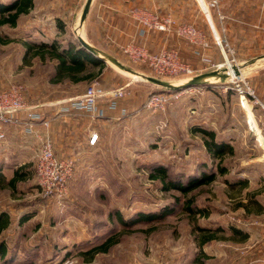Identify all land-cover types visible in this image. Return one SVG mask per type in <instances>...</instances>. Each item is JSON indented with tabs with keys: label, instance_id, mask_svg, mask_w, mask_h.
<instances>
[{
	"label": "rangeland",
	"instance_id": "obj_1",
	"mask_svg": "<svg viewBox=\"0 0 264 264\" xmlns=\"http://www.w3.org/2000/svg\"><path fill=\"white\" fill-rule=\"evenodd\" d=\"M56 1L36 0L34 9L20 17L17 27L3 28L14 41L0 45V90L21 83L28 99L36 102L44 100V92H80V86L70 83L44 85L46 78L50 79L52 62L36 57L23 60L22 39H44V33L53 34L52 26L44 23V7L62 15L53 5ZM85 1L81 0L79 7ZM161 5L178 20L192 23L206 33L209 62L200 59L190 63L195 75L217 69L226 59L233 66L249 60L252 63L240 66L237 77L225 82L214 77L207 86L181 90L177 98H170L155 110L146 109L141 100L146 101L154 93L172 92L124 72L127 92L134 95L135 102L133 112L126 115H133L127 126H117L112 131V147L107 153L98 156L85 147H54L58 156H64L60 159L75 160L65 199L59 201L41 194L35 173L38 152L25 162L26 180L17 183L14 190L0 187V211L9 216L8 227L0 233V241L7 246V260L0 259V264H264V130L259 104L264 105V0H218L217 7H209L215 28L226 44L224 55L199 0H162ZM65 10L70 8L66 6ZM69 13L67 36L76 38L79 28ZM80 30L85 38L86 26ZM167 39L170 43H187L173 34H168ZM118 56L136 71L164 81L180 84L189 79L156 76L130 63L124 55ZM193 124L214 129L219 139L234 148V153L222 161L228 173L217 174L213 182L193 192L196 204L209 211L207 218H199V224L221 228L215 232L217 238L198 245V234L191 233L182 212L123 228L115 218L116 211L127 217L138 209L157 208L171 201L172 195H180L159 191L148 178L151 163H166L171 173L192 172L203 162L212 165L201 136L190 132ZM12 153L0 155L6 179L18 164L9 157ZM216 163L217 159L214 168ZM29 214L32 216L27 221L19 223L23 215ZM230 225L248 231L249 236L244 239L242 234L233 233ZM109 236L117 242L107 252L92 258L82 254Z\"/></svg>",
	"mask_w": 264,
	"mask_h": 264
},
{
	"label": "trees",
	"instance_id": "obj_2",
	"mask_svg": "<svg viewBox=\"0 0 264 264\" xmlns=\"http://www.w3.org/2000/svg\"><path fill=\"white\" fill-rule=\"evenodd\" d=\"M35 2L36 0L0 1V45H8L14 41L8 34L4 33L3 28L5 26L10 28L17 27L20 17L29 14L34 9ZM55 28L56 33L49 36L44 33V39H22L20 44L24 50L23 60L27 61L29 58L36 57L41 61L52 62L51 82L53 83L63 79H68L72 83H81L97 77L96 75L100 74L106 66L105 62L81 47L77 38L72 37L70 34L63 38L62 35L66 33V24L60 18L55 19ZM207 85H200V87ZM164 90L169 93H175L183 89ZM24 95H26V92H24ZM120 100H118L117 109L121 108L119 105ZM141 103L144 105L145 101ZM190 132L201 136L203 148L212 165L209 166L206 162H203L192 172L185 170L171 173L168 164L161 162L151 163L147 167L148 178L156 183L159 191L162 193L178 192L180 195H172L171 201L160 204L157 208L138 209L127 217L120 211H116L115 218L123 228H132L140 223L157 222L167 216L182 212L187 216L191 233L198 234V245L202 246L217 238L215 232L222 230L221 228L211 229L199 224V218H207L209 211L207 208L196 204V196L193 192L202 186L209 185L215 180L217 174L224 175L228 173V168L222 165V161L224 156L234 153V148L230 142L219 139L215 130L206 125L193 124L190 126ZM216 159L217 163L214 168L213 163ZM26 165L23 164L15 168L8 179H6L0 167V187L6 188L7 186L14 190L17 183L26 180L28 178L25 171ZM31 216V214L23 215L19 223L27 221ZM8 225L9 216L7 212L0 211V233ZM229 229L233 233L242 234L244 239L249 236L248 231L236 225H230ZM116 242L115 238L109 236L103 242L90 247L82 254H88L92 258L99 252H107ZM6 250V243L1 240L0 259L3 262L7 260Z\"/></svg>",
	"mask_w": 264,
	"mask_h": 264
},
{
	"label": "crops",
	"instance_id": "obj_3",
	"mask_svg": "<svg viewBox=\"0 0 264 264\" xmlns=\"http://www.w3.org/2000/svg\"><path fill=\"white\" fill-rule=\"evenodd\" d=\"M80 3L81 0H57L53 5L58 7V11L63 12L62 15L56 12L52 14L50 10L46 11L44 7V23L52 26V35L56 33L55 19L60 18L64 24H67L68 17L66 14L69 15V11H71L72 16L76 19V25L78 24L82 11V8L79 7L81 6ZM161 3L162 0H144V2H136V0H92L84 23L86 26L85 40L117 59H119L118 55H123L120 47L131 39H134L136 43L147 46L152 52H158L163 47L176 48L181 59L183 58L184 60H182L190 66V63L194 61L200 62V55L204 54L207 56L210 45L205 50L199 49L200 51L197 53L196 47L189 43L180 44L175 41L170 43L167 41L168 34L163 32H148L145 35H140L137 24L129 16V9L137 6L147 7L162 14L170 12L167 7L162 8ZM66 6L70 8L69 11L65 10ZM238 22L240 24L246 23L244 21ZM46 35L48 34L46 33ZM62 36L63 38L67 37V29L66 33ZM105 64L106 66L102 69L100 75L94 78H97L105 89H112L120 86L127 87L128 83H126L124 77L126 74L108 63ZM49 77L50 79L46 78L44 82V85L46 84L45 86L70 83L71 85L81 87L80 92L75 94H48L49 92H44V100H39L37 102L30 101L28 96L25 95L28 104L37 105L44 116L51 119L49 130L55 141L54 147H85L94 155L98 154V156L107 153L109 147H112V131L117 126H127L133 114L131 116H127L126 113L122 115L120 109H108L104 102L100 103V107L103 108L104 114L97 118H93L84 112L73 110L70 113H61L58 107L46 106V104L81 94L93 78L90 81L81 83H72L68 79L53 83L51 82L52 74H50ZM129 95L130 93H127V96L120 100L119 105L125 108L126 112L132 113L135 104L132 100L134 95ZM142 101L143 100H141V102ZM19 116L22 117L23 114L20 113ZM2 129L4 136L0 138V147L2 149L0 150V155L4 154L6 151L13 152L9 157L12 156L13 160L16 161L14 163H18L14 165V169L25 164L27 160H31V157L34 158L39 147V143L34 135L26 134L22 131L21 127L11 125H6ZM37 129L42 130V127L38 126ZM92 134H97V139L94 144H89V139ZM54 153L59 159L64 157L62 155L58 156L55 149ZM5 155H7V153Z\"/></svg>",
	"mask_w": 264,
	"mask_h": 264
},
{
	"label": "built area",
	"instance_id": "obj_4",
	"mask_svg": "<svg viewBox=\"0 0 264 264\" xmlns=\"http://www.w3.org/2000/svg\"><path fill=\"white\" fill-rule=\"evenodd\" d=\"M203 1L206 8L202 6ZM199 2L203 8L205 20L224 55L226 44L222 42L209 13V7H217L218 0H209L208 2L199 0ZM129 16L137 24L140 35H145L148 32L173 34L196 47L197 53H199V49L205 50L209 47L206 35L201 28L192 23L178 20L171 12L162 14L147 7L136 6L129 9ZM219 18L223 17L219 16ZM120 49L130 63L148 69L153 75L186 76L187 78L195 75L194 69L181 59L176 48L163 47L158 52H152L147 46L138 44L134 39H131ZM200 56L202 61L209 62L206 55L201 54ZM191 88L194 87L186 89ZM24 92L25 87L21 83H14L0 90V138L4 136L2 128L6 125L21 127L24 133L34 135L39 143L35 173L40 192L45 197L61 201L67 197L68 182L75 166V160L73 158L59 159L55 156L54 142L49 130L51 119L45 117L37 105L28 104ZM127 93L126 86L105 89L97 78H93L81 94L47 103L46 106L58 107L61 113H70L73 110L97 118L104 114L103 108L100 107L101 102H104L108 109H117L118 100L124 99ZM178 96L179 91L170 94L154 93L147 98L143 106L146 109L155 110L170 98ZM240 97L241 101L244 100L243 96ZM244 101L246 102V98ZM259 104L263 110L261 130H264V105L260 102ZM120 111L122 115L126 113L123 107L120 108ZM20 113L23 114L22 117L19 116ZM38 126H41L42 130H38ZM261 130L259 129L260 132ZM96 139L97 134H92L89 144H94Z\"/></svg>",
	"mask_w": 264,
	"mask_h": 264
},
{
	"label": "water",
	"instance_id": "obj_5",
	"mask_svg": "<svg viewBox=\"0 0 264 264\" xmlns=\"http://www.w3.org/2000/svg\"><path fill=\"white\" fill-rule=\"evenodd\" d=\"M92 0H86L83 7L82 11L78 20L77 27L80 29L83 27L84 22L86 20L87 14L89 12L90 6H91ZM77 33V40L80 44L81 47H83L85 50L93 54L95 57L99 58L100 60L104 61L105 63L110 62L114 66H116L119 70L126 72L130 75H133L135 77H139L143 80L149 81L150 83L157 85L159 87H162L164 89H171V90H180V89H186L189 87H197L200 85H205L208 84V78L210 77H217L219 78L222 82H225L227 79H229V75L227 73V68L226 67H218L217 69L200 73L197 75L191 76L186 82L180 83V84H175L173 82H168L164 81L162 79L146 75L144 73H141L139 71H136L135 69L127 66L126 64L122 63L120 60H118L116 57L112 56L111 54L102 51L101 49L93 46L89 42H87L85 39H83L78 32ZM252 63V60L247 61L243 65L240 66H245L247 64ZM240 66H233V71L236 74V76L239 74V67Z\"/></svg>",
	"mask_w": 264,
	"mask_h": 264
},
{
	"label": "bare ground",
	"instance_id": "obj_6",
	"mask_svg": "<svg viewBox=\"0 0 264 264\" xmlns=\"http://www.w3.org/2000/svg\"><path fill=\"white\" fill-rule=\"evenodd\" d=\"M81 32H82V31L79 29V30H78V34H79L83 39H85V38L83 37V35L81 34ZM220 67H226V68H227V73H228L230 79L233 78V77H237L236 74H235L234 71H233V65L230 63L229 59H226L225 63L222 64V65H220ZM125 73H126V72H125ZM127 74H128V73H127ZM129 75H130V74H129ZM132 76H133V75H132ZM134 77H135V76H134ZM212 78H213V77L208 78V81L212 80Z\"/></svg>",
	"mask_w": 264,
	"mask_h": 264
}]
</instances>
